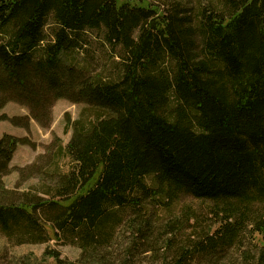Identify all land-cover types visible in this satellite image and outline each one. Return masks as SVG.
<instances>
[{
	"label": "trees",
	"instance_id": "trees-1",
	"mask_svg": "<svg viewBox=\"0 0 264 264\" xmlns=\"http://www.w3.org/2000/svg\"><path fill=\"white\" fill-rule=\"evenodd\" d=\"M93 32L118 49L116 79L65 60ZM58 100L88 114L67 119L71 137L52 164L26 168L37 185L5 188L29 143L0 137L10 244L52 239L79 251L76 264H226L250 233L244 264H264V0H0V110L29 113L0 120L49 128ZM182 196L210 201L213 224L185 234L194 214L152 211Z\"/></svg>",
	"mask_w": 264,
	"mask_h": 264
},
{
	"label": "rangeland",
	"instance_id": "rangeland-1",
	"mask_svg": "<svg viewBox=\"0 0 264 264\" xmlns=\"http://www.w3.org/2000/svg\"><path fill=\"white\" fill-rule=\"evenodd\" d=\"M197 1L192 0L193 3ZM205 1L207 0H201V2ZM46 29L48 31L49 26ZM85 39L86 44L83 50L72 52L65 60L78 69H85L92 76L116 79L119 73V68L116 66L118 49L113 52L111 48L105 46L102 41V32L89 33ZM87 110L88 108L83 104H71L67 100H58L52 108L51 124L46 129L41 128L32 120L29 121L26 129L15 126L11 122L0 120V137L9 135L18 139H25L26 143H29L28 146L19 145L16 148L10 163V168L14 170L3 178L5 188L18 192L37 185L38 176H30V170L26 168L32 164L36 165L35 169L31 171L38 173V171L46 168L48 163L52 164L49 158L53 154L56 155L57 146L61 144L65 148L70 140L71 130L67 128V119L71 121L85 120L88 114ZM2 115L10 120L11 118L27 117L29 113L26 108L18 104L8 103L0 110V117ZM20 122L18 121V123ZM48 146L53 147L50 153L47 151ZM58 163L63 171H66L70 166L69 160L65 157L58 158ZM23 169L24 172H22ZM22 173L23 177H21ZM146 183L150 187H154L152 179L148 178ZM211 204L210 201H200L182 196L176 202L166 207H154L152 211L163 220H168L181 213L194 214L189 220V224L192 226L185 230V234H197L214 222L215 218L210 212ZM214 227L216 228L217 225ZM180 235L178 239H183L184 234ZM254 239L259 238L254 235ZM250 240V233H246L244 238H240L239 242L226 252L228 255L226 264H244L243 254L245 250L254 251L255 249ZM53 252L57 253L59 261L53 258L51 255ZM78 257L79 251L77 249L59 244L52 239L46 244L14 246L0 232V264H76ZM139 259L143 260L144 257ZM136 264L138 263L136 262Z\"/></svg>",
	"mask_w": 264,
	"mask_h": 264
}]
</instances>
